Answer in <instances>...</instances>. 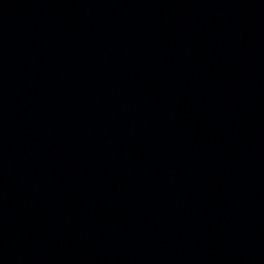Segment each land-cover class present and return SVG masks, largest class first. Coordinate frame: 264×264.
Returning <instances> with one entry per match:
<instances>
[{"label":"water","instance_id":"95a60500","mask_svg":"<svg viewBox=\"0 0 264 264\" xmlns=\"http://www.w3.org/2000/svg\"><path fill=\"white\" fill-rule=\"evenodd\" d=\"M0 264H264V0H0Z\"/></svg>","mask_w":264,"mask_h":264}]
</instances>
